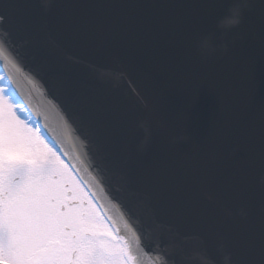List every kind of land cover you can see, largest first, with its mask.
<instances>
[{"label": "water", "instance_id": "obj_1", "mask_svg": "<svg viewBox=\"0 0 264 264\" xmlns=\"http://www.w3.org/2000/svg\"><path fill=\"white\" fill-rule=\"evenodd\" d=\"M233 3L0 0L3 75L135 264H264V0L218 31Z\"/></svg>", "mask_w": 264, "mask_h": 264}, {"label": "snow or ice", "instance_id": "obj_2", "mask_svg": "<svg viewBox=\"0 0 264 264\" xmlns=\"http://www.w3.org/2000/svg\"><path fill=\"white\" fill-rule=\"evenodd\" d=\"M250 94L264 108L255 72ZM20 108L11 89L0 86V264H130L128 246L95 242L109 235L107 228L85 211L65 213L56 180L66 174L64 165Z\"/></svg>", "mask_w": 264, "mask_h": 264}, {"label": "clouds", "instance_id": "obj_3", "mask_svg": "<svg viewBox=\"0 0 264 264\" xmlns=\"http://www.w3.org/2000/svg\"><path fill=\"white\" fill-rule=\"evenodd\" d=\"M248 7V0H234L232 6L228 9L227 15H225L221 20L218 21L216 28L218 31L227 32L232 29H237L241 26L244 18L245 9ZM197 51L203 58H211L215 56L218 52L227 54L229 51V45L226 43L217 45L214 42L213 36L211 34L202 36L197 42ZM190 139L187 133H181L173 137V143H187ZM264 182V178H262ZM222 252L223 264H232V257L229 253Z\"/></svg>", "mask_w": 264, "mask_h": 264}, {"label": "flooded vegetation", "instance_id": "obj_4", "mask_svg": "<svg viewBox=\"0 0 264 264\" xmlns=\"http://www.w3.org/2000/svg\"><path fill=\"white\" fill-rule=\"evenodd\" d=\"M49 144V143H48ZM50 145V144H49ZM52 147V146H51ZM53 151H56L54 147ZM75 175V174H74ZM76 179L78 180V182L80 183L81 187L83 188L85 195L87 200L84 195H82V197L80 199L76 198V193L72 190H67L66 192L62 193L61 188H60V197H61V201L64 203L65 207H64V211L65 213L72 215L74 213V211H85L86 215L90 214L89 210V206L90 209L94 210L95 214L99 217L94 218V223L97 225V227H99V225H103L105 228H107L109 235H105V236H97L95 238V242L97 244L100 243H104V244H109V245H113L116 247H119L121 245H123L120 240L114 235V233L111 232V228L108 225V223L106 222L104 216L102 215L98 205L95 203V201L93 200L92 196L90 195V193L86 190V188L81 184V182L79 181V179L77 178V176L75 175ZM56 180H59V177L56 178ZM69 185H66V188H68ZM102 217V218H101ZM112 233V234H111ZM130 264H134V258L133 260L130 262Z\"/></svg>", "mask_w": 264, "mask_h": 264}, {"label": "rangeland", "instance_id": "obj_5", "mask_svg": "<svg viewBox=\"0 0 264 264\" xmlns=\"http://www.w3.org/2000/svg\"><path fill=\"white\" fill-rule=\"evenodd\" d=\"M1 74H2V70L0 68V75ZM0 86L9 87L8 82H7V79H4L3 81H0ZM13 99L15 100L14 95H13ZM20 104H21V108L19 110L22 113V115L25 116V117H27L28 119H31L30 113H28L29 111L27 112L26 107L22 103H20ZM28 126L30 128H32L29 124H28ZM57 156L59 157L58 154H57ZM59 159H60L61 163L64 165V168H65V171H66V174L63 177H59V180H58V182L60 183V188H61L62 193L66 192L67 190H72V191H74L76 193V196H77L76 198L80 199L82 197V195H84V197L86 198L87 195H85V192H84L83 188L81 187L80 183L78 182V180L76 179L75 175L72 173V171L70 170V168L67 167V165L61 160L60 157H59ZM67 184L69 185L68 188H66V185ZM87 200H89V199H87ZM93 210H95V209H93ZM88 216L91 217V219H92L93 222H95L94 221V218H97L98 217L96 214H95V216H92L91 211H90V214ZM111 232H112V230H111ZM120 242L123 244V241H120Z\"/></svg>", "mask_w": 264, "mask_h": 264}]
</instances>
